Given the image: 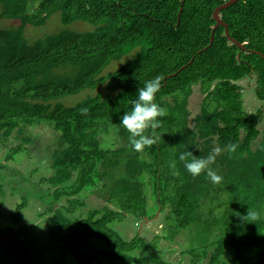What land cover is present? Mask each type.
I'll return each instance as SVG.
<instances>
[{"label":"trees","instance_id":"1","mask_svg":"<svg viewBox=\"0 0 264 264\" xmlns=\"http://www.w3.org/2000/svg\"><path fill=\"white\" fill-rule=\"evenodd\" d=\"M224 1L0 0V18L20 20L16 27L0 28V132L8 137L18 126L45 122L60 130L68 144L55 151L54 172L46 178L56 186L45 207L53 212L48 244L59 253L52 264H64L69 255L79 264H105L101 254L128 263L168 264L154 255L132 253L147 251L159 240L147 241L140 233L126 240L110 223L128 213L148 214V196L140 179L148 171L156 182L160 210L167 208L168 237L198 222L207 205L200 200L205 192L215 190V184L206 171L192 177L179 156L191 152L205 158L214 147L222 151L211 168L222 176L220 186L229 189L232 197L223 216L226 232L210 240L217 249L212 257L217 260L225 252L231 264H264V0H238L221 11L231 35L245 49L230 41L223 24L210 44L216 23L213 12ZM56 12L66 27L27 38V24H45ZM77 20L88 21L94 28L68 27ZM127 55L116 69L103 73L109 63ZM252 74L262 102L256 111L246 109L241 83ZM158 75L163 80L154 102L167 115L158 118L160 127L145 130V135L156 137V143L147 147L151 158L141 157L140 152L126 155L127 146L103 147L98 130L110 124L120 126L129 142V133L120 125L122 116L131 110L144 82ZM104 82L106 94L88 95L73 105L60 101ZM195 85L203 97L191 125L188 105ZM161 127L169 131L161 132ZM230 143L238 145L234 153L227 151ZM21 148H12L8 156ZM123 158L125 174L110 180L111 167L120 165ZM171 160L175 169L166 166ZM174 171L178 174L173 175ZM98 176L108 177L105 199L118 209L106 204L101 215L95 209L83 217L75 215L79 199L69 206H55L63 196L72 199L96 185ZM219 194L216 191L211 197ZM27 203L24 199L17 205L16 219L18 209ZM208 207L214 217L215 207ZM250 207L259 218L241 224L235 213L246 215ZM93 239L106 247H97ZM255 249L253 258L250 254Z\"/></svg>","mask_w":264,"mask_h":264},{"label":"rangeland","instance_id":"2","mask_svg":"<svg viewBox=\"0 0 264 264\" xmlns=\"http://www.w3.org/2000/svg\"><path fill=\"white\" fill-rule=\"evenodd\" d=\"M18 25H20L19 19L0 18V28H11ZM64 27L66 25L61 21L60 12H56L48 18L45 24H27L24 31L27 38L33 40ZM68 27L86 31L93 29L94 25L88 21L77 20L70 23ZM127 57L128 55L120 60L112 61L106 66L103 73L107 74L113 71ZM241 83L244 86L246 109L256 111L262 104L256 96V75L252 74L244 78ZM194 89L188 105L191 110L189 117L191 125L194 124V116L200 110L203 97L199 85H195ZM99 92L104 94L108 92L106 82L66 95L60 98V101L67 105H73L86 96ZM105 126H101L98 130V137L103 147L127 146L126 155L128 152L130 154L136 152L129 146L127 138L121 133L120 126L112 124ZM261 127H264V123L261 124ZM19 128L20 126L14 128L8 137L0 132V264H52L57 260L59 253L51 249L48 244L53 212L47 211L45 207L48 200L52 198V192L56 186L48 183L46 178L54 172L55 151L66 148L68 144L61 139V131L52 124L32 123L23 126L22 129ZM162 131L168 132L169 129L161 127ZM18 145H22V148L9 157L8 153ZM139 154L141 157L151 158L147 147ZM124 159L120 165L111 167L113 175L109 177L110 180L125 174ZM170 164L166 161V166H170ZM97 168L99 171V167ZM140 179L148 196V214L137 217L128 213L110 223L126 240H130L131 236L138 233L142 234L147 241L159 240L153 248L147 251H134L133 254L154 255L168 264H224V262L231 264L225 252L221 253L217 260H214L212 255L217 249L216 245L210 243L213 236L226 232V228L223 227V216L226 214L227 201L232 197V192L229 189L220 186V183L215 184L213 192V188L208 193L205 192V197L200 200L207 204L203 209V218L179 230L172 238L168 237L166 227L167 208L163 211L160 210L153 173L143 172ZM107 180L108 177L98 176L96 185L84 188L75 198L69 199L63 196L55 206H69L73 199V202L75 199H79L82 202H77L75 215L83 217L88 216L95 209L100 211L98 216L101 215L106 204L118 209L116 205L108 203L105 199L108 189L104 182ZM216 191L220 193L218 198L211 197ZM24 199H28L27 206L18 209V219H16L17 205ZM220 201L225 204L218 206ZM208 205L215 207L214 217H210ZM128 229H131L130 235ZM158 235L160 239H156ZM93 243L99 248L106 247L100 240L93 239ZM256 252V249L252 250L250 255L253 258L257 257ZM100 258L105 264H139L111 259L102 254ZM64 264L79 263L73 255H69Z\"/></svg>","mask_w":264,"mask_h":264},{"label":"clouds","instance_id":"3","mask_svg":"<svg viewBox=\"0 0 264 264\" xmlns=\"http://www.w3.org/2000/svg\"><path fill=\"white\" fill-rule=\"evenodd\" d=\"M162 76H156L153 79L144 82L143 87L138 89V97L132 101V108L122 116L121 126L129 133V146L136 152H142L145 147H151L156 143L154 133L152 135H145L147 129H157L161 126L159 117H165L167 110L154 102L156 93L161 88ZM82 114H87L86 109L81 110ZM238 145L230 143L227 145V151L234 153ZM222 150L220 148H213L205 158H197L191 152L182 153L179 160L184 162V167L192 175L198 177L203 172H207V176L213 184H220L222 176L217 174V171L211 168L215 163L217 155ZM189 157L191 160L189 161ZM170 167L176 168L175 161L171 162ZM175 171L173 175H177ZM239 217L240 223H255L259 218V213L254 211L251 207L247 214L235 213Z\"/></svg>","mask_w":264,"mask_h":264},{"label":"water","instance_id":"4","mask_svg":"<svg viewBox=\"0 0 264 264\" xmlns=\"http://www.w3.org/2000/svg\"><path fill=\"white\" fill-rule=\"evenodd\" d=\"M238 0H226L224 1L223 3L217 5L214 9V12H213V16L215 17L216 19V23L215 25L213 26V30H212V34H211V41H210V44L213 43L214 41V35H215V30L217 27H219L221 24H223L225 26V34L227 35V37L230 39L231 42L233 43H237L242 49H245L246 46L241 43L237 38H235L233 35H231L230 33V29H229V24L221 17V11L226 8L227 6H229L230 4L236 2ZM182 10V8H181ZM181 13V11H180ZM179 19H180V15H179ZM206 48V47H205ZM204 48V49H205ZM203 49H201L200 51H202ZM261 53V52H260ZM262 54V53H261ZM264 55V54H262ZM193 59V58H192ZM191 59V61H192ZM190 61V62H191ZM186 66V64L182 65L177 71L171 73L170 75L172 74H176L178 71H180L182 68H184Z\"/></svg>","mask_w":264,"mask_h":264},{"label":"crops","instance_id":"5","mask_svg":"<svg viewBox=\"0 0 264 264\" xmlns=\"http://www.w3.org/2000/svg\"><path fill=\"white\" fill-rule=\"evenodd\" d=\"M130 232H131V229H128V233H129V235H130ZM134 236H136V235H134ZM134 236H131V238H133ZM130 238V239H131ZM129 240V239H128Z\"/></svg>","mask_w":264,"mask_h":264}]
</instances>
